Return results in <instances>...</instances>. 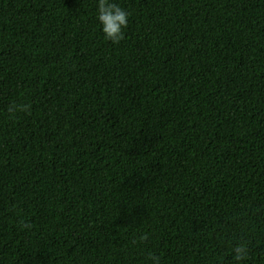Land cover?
<instances>
[{
  "label": "trees",
  "instance_id": "16d2710c",
  "mask_svg": "<svg viewBox=\"0 0 264 264\" xmlns=\"http://www.w3.org/2000/svg\"><path fill=\"white\" fill-rule=\"evenodd\" d=\"M114 2L0 0V264H264V0Z\"/></svg>",
  "mask_w": 264,
  "mask_h": 264
},
{
  "label": "clouds",
  "instance_id": "9594fccd",
  "mask_svg": "<svg viewBox=\"0 0 264 264\" xmlns=\"http://www.w3.org/2000/svg\"><path fill=\"white\" fill-rule=\"evenodd\" d=\"M130 13L122 8L114 0H96V20L98 21L100 31L103 33L105 40L118 44L125 34L128 26ZM32 105L29 102L12 101L6 108V115L10 119H14L19 114L30 115ZM16 227L18 230L31 229L32 224L27 217L17 212ZM149 240V233L138 231L132 237L134 246L143 245ZM251 241L246 236L233 237L230 253L232 264H247L251 254ZM143 264H162L161 255L152 250H146ZM209 264H222L219 257L209 261Z\"/></svg>",
  "mask_w": 264,
  "mask_h": 264
}]
</instances>
